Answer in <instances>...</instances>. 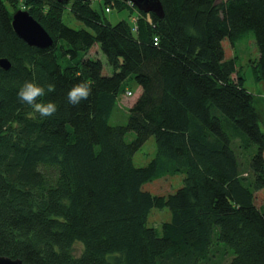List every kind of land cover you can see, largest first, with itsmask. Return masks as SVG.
<instances>
[{"label": "trees", "instance_id": "16d2710c", "mask_svg": "<svg viewBox=\"0 0 264 264\" xmlns=\"http://www.w3.org/2000/svg\"><path fill=\"white\" fill-rule=\"evenodd\" d=\"M7 1L0 255L26 264H264V98L245 87L238 57L228 59L223 45L253 39L252 73L264 82V0H161L163 18L132 4L136 23L115 25L106 15L130 2ZM70 2L85 28L65 22ZM20 3L53 46L16 34L10 6ZM98 45L111 74L89 56ZM25 81L45 86L41 99L57 104L54 115L42 118L18 99ZM81 82L91 95L73 106L67 93ZM132 83L142 91L127 124L112 125ZM151 138L157 153L138 167L134 157ZM176 176L183 185L173 194L145 189ZM153 209H169L172 219L150 225Z\"/></svg>", "mask_w": 264, "mask_h": 264}, {"label": "rangeland", "instance_id": "374dc122", "mask_svg": "<svg viewBox=\"0 0 264 264\" xmlns=\"http://www.w3.org/2000/svg\"><path fill=\"white\" fill-rule=\"evenodd\" d=\"M5 4H9L7 0H3ZM24 3H20L17 7L12 9L15 14L19 10L28 11L24 6ZM71 2L67 4L66 13H65V22L73 28L80 29L85 28L86 25L76 18V16L72 12ZM94 7L97 8L100 12L102 7H100V3L98 1H94ZM128 8L126 11L119 12L118 10H112L110 13L106 15L108 21L113 25L117 24L121 20L128 19L134 24L139 16V13L136 10H132V4H128ZM108 10V9H107ZM109 11V10H108ZM107 11V12H108ZM224 48L226 51V57L233 58L238 57L240 61V69L239 74H243L246 80L245 87L248 88L251 92H254L256 95L264 96V82L256 81L254 75L252 73L251 64L254 63L256 58L258 57V48L256 42L253 39H245V41L238 45V47H233L232 44L226 40L224 41ZM89 56L92 58H99L104 63V74H111V70L108 66L105 55L100 51L99 45L94 47ZM242 66V67H241ZM237 77V76H235ZM259 82H262L261 84ZM133 96L129 97L127 94H124L120 98L119 108L117 109L114 117L111 120V124H121L125 125L128 121V111L127 109L132 105L135 99L141 94V88L132 83L128 88ZM131 136L130 138H132ZM157 153V145L154 138L149 139L144 146L136 153L134 157L135 165L138 167L146 166L156 155ZM183 185V176L176 177H167L163 179L156 180L154 182L148 183L145 185V189L150 191L153 194L159 195H169L175 193L181 186ZM258 204H264V191L258 194L257 198ZM172 219V214L169 209H153L150 216V225L152 226H161L163 222L170 221ZM78 251L82 249V246L76 245Z\"/></svg>", "mask_w": 264, "mask_h": 264}, {"label": "water", "instance_id": "95a60500", "mask_svg": "<svg viewBox=\"0 0 264 264\" xmlns=\"http://www.w3.org/2000/svg\"><path fill=\"white\" fill-rule=\"evenodd\" d=\"M59 2H68L69 0H58ZM86 1V0H84ZM131 2L139 11L144 13H153L163 18L165 15L161 0H126ZM13 28L16 34L27 42L30 46L42 49L54 45L53 37L28 11L19 10L13 16ZM3 69L9 70L11 63L7 58L0 60ZM0 264H26L21 259H13L0 255Z\"/></svg>", "mask_w": 264, "mask_h": 264}, {"label": "clouds", "instance_id": "9594fccd", "mask_svg": "<svg viewBox=\"0 0 264 264\" xmlns=\"http://www.w3.org/2000/svg\"><path fill=\"white\" fill-rule=\"evenodd\" d=\"M54 85H47V92H52ZM18 99L27 104L33 110V113L38 114L42 118H47L54 115L58 106L51 101L42 100L46 96L45 86L40 85L36 81H25L19 88L17 93ZM91 95V85L87 82H81L74 85L67 93V100L73 106L79 105L81 101L87 100Z\"/></svg>", "mask_w": 264, "mask_h": 264}, {"label": "built area", "instance_id": "2783aa9c", "mask_svg": "<svg viewBox=\"0 0 264 264\" xmlns=\"http://www.w3.org/2000/svg\"><path fill=\"white\" fill-rule=\"evenodd\" d=\"M109 10V9H108ZM127 95L129 96V97H131V96H133V93L132 92H127Z\"/></svg>", "mask_w": 264, "mask_h": 264}, {"label": "crops", "instance_id": "0c3cea01", "mask_svg": "<svg viewBox=\"0 0 264 264\" xmlns=\"http://www.w3.org/2000/svg\"><path fill=\"white\" fill-rule=\"evenodd\" d=\"M255 78V77H254ZM256 80V79H255ZM257 81V80H256ZM258 82V81H257ZM260 84L262 83V82H259ZM261 97H263L264 98V96L262 95Z\"/></svg>", "mask_w": 264, "mask_h": 264}, {"label": "bare ground", "instance_id": "6f19581e", "mask_svg": "<svg viewBox=\"0 0 264 264\" xmlns=\"http://www.w3.org/2000/svg\"><path fill=\"white\" fill-rule=\"evenodd\" d=\"M129 2V1H128ZM131 3V2H130ZM132 4V3H131Z\"/></svg>", "mask_w": 264, "mask_h": 264}]
</instances>
